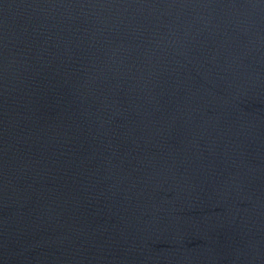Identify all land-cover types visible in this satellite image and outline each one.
<instances>
[{"label": "water", "instance_id": "1", "mask_svg": "<svg viewBox=\"0 0 264 264\" xmlns=\"http://www.w3.org/2000/svg\"><path fill=\"white\" fill-rule=\"evenodd\" d=\"M0 264H264V0H0Z\"/></svg>", "mask_w": 264, "mask_h": 264}]
</instances>
